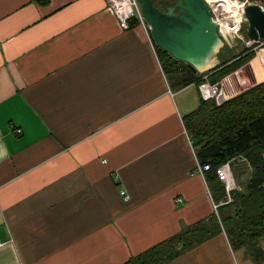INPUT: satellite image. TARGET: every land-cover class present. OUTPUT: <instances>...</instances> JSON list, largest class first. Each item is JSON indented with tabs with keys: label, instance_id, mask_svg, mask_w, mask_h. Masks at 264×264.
Returning a JSON list of instances; mask_svg holds the SVG:
<instances>
[{
	"label": "crops",
	"instance_id": "crops-1",
	"mask_svg": "<svg viewBox=\"0 0 264 264\" xmlns=\"http://www.w3.org/2000/svg\"><path fill=\"white\" fill-rule=\"evenodd\" d=\"M151 38L106 0H0V264H123L216 212L178 99L197 85ZM258 245L223 229L163 264H264Z\"/></svg>",
	"mask_w": 264,
	"mask_h": 264
},
{
	"label": "trees",
	"instance_id": "trees-1",
	"mask_svg": "<svg viewBox=\"0 0 264 264\" xmlns=\"http://www.w3.org/2000/svg\"><path fill=\"white\" fill-rule=\"evenodd\" d=\"M156 48L166 73L179 78L181 87L195 82L197 88L204 75L208 74L213 83L219 82L255 54L251 50L238 57L231 56L229 63L221 57L222 62L216 68L196 75L188 63L157 44ZM183 120L198 160L204 167L213 199L216 204L224 200V205L217 204L216 212L209 218L185 226L123 264H163L223 229L234 248L245 247L251 252H261L258 241L264 235V80L221 103L214 98L205 99L200 93L198 105L184 113ZM224 164L229 166L237 184L242 186L235 197L236 187L228 190L218 173V168ZM254 175H262L263 181L250 187L248 180ZM227 207L230 211L226 213ZM223 208L224 216L220 215Z\"/></svg>",
	"mask_w": 264,
	"mask_h": 264
},
{
	"label": "water",
	"instance_id": "water-1",
	"mask_svg": "<svg viewBox=\"0 0 264 264\" xmlns=\"http://www.w3.org/2000/svg\"><path fill=\"white\" fill-rule=\"evenodd\" d=\"M151 26L156 44L177 59L188 63L198 75L221 64L220 53L225 46L220 27L206 0H175L162 7L156 0H139ZM244 5L250 40L264 38V0ZM263 181L262 175L249 177L248 185L255 187ZM239 193L236 188L234 197Z\"/></svg>",
	"mask_w": 264,
	"mask_h": 264
},
{
	"label": "rangeland",
	"instance_id": "rangeland-1",
	"mask_svg": "<svg viewBox=\"0 0 264 264\" xmlns=\"http://www.w3.org/2000/svg\"><path fill=\"white\" fill-rule=\"evenodd\" d=\"M251 2H260V0H250ZM156 2L165 7L169 4H173L175 0H156ZM245 14L242 16L240 21L239 29L237 30V35L235 37V40L231 41L230 43L226 42L225 46L223 47L220 56L224 59V62L229 63V59L231 56H240L243 55L249 51H254V55L243 65L236 68L235 70L229 72L224 77L220 79V82L222 83L224 87V92L222 95H226L225 98H228L229 96L236 94L237 92L241 91L242 89L253 85L255 83H258L262 80H264V38H260L259 40H253L250 41V38L248 36V20L245 18ZM231 62V61H230ZM168 74V73H167ZM170 78V83L173 86L174 84H177L180 86L179 82L180 79L178 78L173 82V76L168 74ZM197 86H194L190 90L185 91L184 93H181L178 96V99L180 103L183 105V102L187 101L189 104L192 105L194 108L197 106V102L200 97V92ZM231 173V171H230ZM248 173L243 175V178L247 176ZM231 179L234 184V187L240 189L242 188L241 185H238L236 180L234 179L232 173H231ZM233 187V188H234ZM219 206L224 205V200H220L217 202ZM228 209V210H227ZM225 212L227 213L230 211V209L227 207L225 208ZM224 208L220 211V215L224 216Z\"/></svg>",
	"mask_w": 264,
	"mask_h": 264
},
{
	"label": "built area",
	"instance_id": "built-area-1",
	"mask_svg": "<svg viewBox=\"0 0 264 264\" xmlns=\"http://www.w3.org/2000/svg\"><path fill=\"white\" fill-rule=\"evenodd\" d=\"M108 6L110 7V9L114 12V14L116 15L117 19H118V23L120 25L121 28L123 29H128L131 26V21L133 19H137L138 22L143 26L144 30L146 31L148 37L150 38V40H152L151 38V26L148 23L144 12L142 10L141 7V3L139 0H106ZM207 3L210 5L212 13L214 15V19L216 20V22L218 23L219 27H220V32H221V36L226 42L230 43L232 40H235V37L237 35V31L235 32V35L232 38H229L227 35L223 34V30L221 27V23L223 21L224 18H228L229 16L230 21L232 20H237L236 18H234V16L236 15V13H232V11H225V9L222 12V8L218 6L215 7L213 6L209 0H206ZM247 2H251L250 0H247ZM246 3V2H245ZM245 14L244 9L243 12L240 14L239 17V21L235 22L238 23V28L240 26V21L242 16ZM246 18V17H245ZM247 19V18H246ZM253 41V40H250ZM202 81L198 84V89L201 93V95L207 99V98H214L217 103H221L224 100V96L222 95V93L224 92V87L222 85V83L219 82H211L208 79V74L204 75L202 77ZM198 170L204 174V167L200 164V162L198 161ZM218 173L220 175V177L224 180L227 189L230 190L234 187V184L232 182L231 179V173H230V168L227 164L221 165L218 168ZM125 196H128L127 193L125 191H123ZM215 207L217 208V204H215Z\"/></svg>",
	"mask_w": 264,
	"mask_h": 264
},
{
	"label": "bare ground",
	"instance_id": "bare-ground-1",
	"mask_svg": "<svg viewBox=\"0 0 264 264\" xmlns=\"http://www.w3.org/2000/svg\"><path fill=\"white\" fill-rule=\"evenodd\" d=\"M210 3L213 6H218L219 7H223L221 10L223 12V10L225 9V11H232V13H236V15L234 16V18H236L237 20H232L230 21V16L227 18H224L222 23H221V27L223 30V34L227 35L229 38H232L235 35V32L237 31L238 28V23H235L236 21L238 22L240 14L243 12L244 9V5L246 3H243L239 0H209Z\"/></svg>",
	"mask_w": 264,
	"mask_h": 264
},
{
	"label": "flooded vegetation",
	"instance_id": "flooded-vegetation-1",
	"mask_svg": "<svg viewBox=\"0 0 264 264\" xmlns=\"http://www.w3.org/2000/svg\"><path fill=\"white\" fill-rule=\"evenodd\" d=\"M174 3H175V2H174ZM174 3H173V4H174ZM169 5H170V4H169ZM160 6H161V5H160ZM162 7H163V6H162ZM165 7H166V6H165Z\"/></svg>",
	"mask_w": 264,
	"mask_h": 264
}]
</instances>
